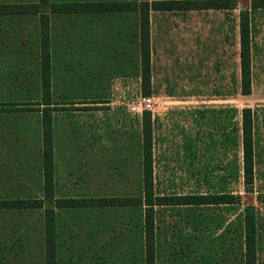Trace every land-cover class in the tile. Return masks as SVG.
<instances>
[{"label":"rangeland","instance_id":"374dc122","mask_svg":"<svg viewBox=\"0 0 264 264\" xmlns=\"http://www.w3.org/2000/svg\"><path fill=\"white\" fill-rule=\"evenodd\" d=\"M249 4L250 0H237L234 11H153L150 19L152 93L149 97L153 102L150 112L155 192L230 191L240 195L237 209L222 206L207 209L214 222L210 219L211 224L203 229L206 241L200 248L202 253L215 256L220 248L214 238L222 229L221 223L235 212L253 204L264 218V205L256 199L259 192H264V9L251 15L252 84L251 93L246 96L239 91L237 30L232 31L238 9L248 8ZM18 29L16 25L12 35L19 34ZM17 51L10 49L5 53L3 66L9 60L22 67L19 73L26 69L33 76V59L23 54L21 66L19 59L14 58L19 54ZM79 60L72 61L77 72L67 74L68 109L54 113L59 195L129 194L135 191L140 168L141 112L131 109L142 96L139 78L130 72L129 65L121 67L117 59L101 61L100 68L98 63L78 65ZM57 74L60 82L63 75ZM22 79L19 74L18 80ZM8 86L15 87L0 82L1 94L6 97L11 91L5 88ZM243 107H250L256 116L254 137L258 149L251 192L245 190L240 173L231 172L233 165L237 170L240 168V143L231 146L226 142V134L231 132L232 122H239ZM36 124L35 116L7 117L0 123V197L40 195ZM38 216L9 211L0 214V246L5 245L1 264H39ZM98 221L93 219L96 224ZM155 221L160 230H166L167 240L160 244L164 255L180 247L184 249L182 242L168 239L173 227L183 228L184 232L190 230L191 226H184L181 214L162 210ZM124 227L118 223L116 230ZM23 234L27 235L26 248ZM9 248L12 250L7 253ZM164 259L165 262V256ZM258 260L264 264V243Z\"/></svg>","mask_w":264,"mask_h":264},{"label":"trees","instance_id":"16d2710c","mask_svg":"<svg viewBox=\"0 0 264 264\" xmlns=\"http://www.w3.org/2000/svg\"><path fill=\"white\" fill-rule=\"evenodd\" d=\"M191 9L234 11L237 0H0V82L15 85L5 87L11 90L8 97L0 90V123L7 117L35 116L40 177L39 196L0 197V214L9 211L39 215V264H181V261L186 264H260L258 255L264 243V218L257 206L246 205L226 224L221 223L222 229L214 238L220 248L216 259L215 255L202 253L200 248L206 241L203 229L212 220L207 209L220 206L237 209L240 195L230 191L155 192L149 110H142L140 114V168L134 192L59 195L54 113L68 109L67 74L77 72L72 61L80 59L78 65L84 67L87 62L98 63L100 68L101 61L117 59L121 67L129 65L130 72L139 78L142 96L149 97L152 93L151 12ZM259 9H264V0H250L249 7L238 9L233 20L232 31L237 30L239 91L245 96L251 93L252 84L251 15ZM16 25L20 33L12 35ZM10 49L19 51L14 58L19 59L21 66L24 65L23 54L33 59V76H29L26 69L19 73L22 67L9 60L6 64L9 67L3 66L5 53ZM10 72L13 75H8ZM59 72L63 75L60 82ZM19 74L23 76L21 81ZM255 117L250 107L241 108L239 122H232L231 132L226 134L229 145L240 143V168L237 170L233 165L231 172L240 173L247 192L252 191L256 176ZM256 199L264 205V192H259ZM162 210L181 214L184 226H191L188 232L173 227L168 239L182 242L184 249L180 247L168 255L162 253L160 246L162 240H167L166 230H160L155 223ZM105 216L112 220H106ZM93 219L99 223H94ZM118 223L125 225L123 230H116ZM23 235L26 248L27 235ZM3 248L5 245L0 246V264L4 258ZM11 250L9 248L7 253Z\"/></svg>","mask_w":264,"mask_h":264},{"label":"built area","instance_id":"2783aa9c","mask_svg":"<svg viewBox=\"0 0 264 264\" xmlns=\"http://www.w3.org/2000/svg\"><path fill=\"white\" fill-rule=\"evenodd\" d=\"M153 106L152 98L141 96L137 106H131L132 110H137L139 113L142 110H151Z\"/></svg>","mask_w":264,"mask_h":264}]
</instances>
